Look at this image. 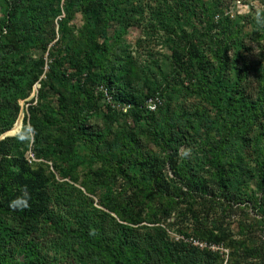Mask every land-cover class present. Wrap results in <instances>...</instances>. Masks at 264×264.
I'll return each mask as SVG.
<instances>
[{"label":"rangeland","instance_id":"374dc122","mask_svg":"<svg viewBox=\"0 0 264 264\" xmlns=\"http://www.w3.org/2000/svg\"><path fill=\"white\" fill-rule=\"evenodd\" d=\"M89 1L0 0V114L17 113L13 129L0 141L23 134L28 142L19 149L25 165L15 171L12 202L19 198L20 207L26 197L37 196L38 191L20 187V174L30 171L52 193L76 198L81 192L86 209L121 225L132 217L141 226L160 228L168 249L183 241L200 242L215 247L211 252L220 264L264 263V107H242L225 96L239 86L247 93L257 89L263 71L256 64L264 50V0H108L105 25L88 11ZM173 15L178 17L171 26ZM185 38L195 41L208 67L193 82L174 63ZM87 42L98 43L96 57L106 55L122 74L114 75L116 83L141 99L157 95L151 119L122 110L114 102L116 90L114 98L99 100L93 109L87 106L88 79L73 66ZM243 61L249 68L238 70ZM102 66L93 70L98 92L107 89L105 76L113 70L111 64L109 73ZM216 79L223 80L221 93L214 87ZM2 124L0 115V129ZM33 125L41 138L36 139ZM47 134L72 143L67 148L48 144ZM217 160L232 171L235 191L223 198L222 207L209 202L195 211L210 223L232 218L238 262L226 244L207 243L193 231L196 214L189 215L190 222L180 216L185 203L192 202L188 180H200L222 197ZM147 186L164 189L166 196L153 195ZM226 200L234 203L233 212ZM170 202L181 206L163 219ZM72 203L77 206L79 199ZM38 229L47 233L43 246L49 260L73 264L64 246L51 249L52 230L41 224Z\"/></svg>","mask_w":264,"mask_h":264},{"label":"trees","instance_id":"16d2710c","mask_svg":"<svg viewBox=\"0 0 264 264\" xmlns=\"http://www.w3.org/2000/svg\"><path fill=\"white\" fill-rule=\"evenodd\" d=\"M95 4L100 7L99 10H95ZM88 6H90L88 11L92 12L96 21L100 19L99 21H102L101 23L105 25L107 15H109L110 1L90 0ZM177 17L178 15L170 17L172 20L171 26L176 23ZM7 26L10 30V26ZM13 27L15 31L18 30L17 25H13ZM180 41H184V45H177L178 47L174 52L175 67L184 73L189 81L199 80V73L203 76L208 68L207 62L201 57V51L195 41L187 38L180 39ZM84 46L82 59L73 66L79 75H86L88 79L84 86L87 106L93 109L99 100L111 96L114 98L113 91L116 90L117 99H115V95V104H120L121 107L129 106V113L135 117L141 118L147 115L151 119L150 115L155 112L149 110L148 103L150 100L157 99V95H150L141 99L138 94L129 92L126 86L115 82L114 75L118 71L112 66V61L110 63L106 55H102L101 59L96 57V50L100 47L99 44L87 42ZM182 47L183 49H181ZM258 58L256 68L263 71L258 78L255 93H247L243 87L239 86V88L228 91L225 95L228 100H233L234 103L240 104L242 107H264V50ZM244 61L242 67H238V70L244 71L243 68H249ZM101 62L103 66L105 65L106 69L103 66L102 69L106 72L109 73L108 65L110 64L113 70L111 74L109 73L110 75L108 74L109 76H105V82L109 83L107 89L98 92L93 89L98 78L93 75V70L97 64H102ZM1 73L2 69L0 68V77ZM118 73L122 75L120 72ZM37 80L36 77L31 86ZM215 82L214 87H217V91L221 93L220 85L223 80L216 79ZM5 113L3 111V114H0L3 122L0 136L11 131L16 120L17 113L15 116L7 118ZM33 130L36 133V139L41 138L40 129L33 125ZM82 130L86 132L85 128H82ZM89 136V138H93L94 135ZM46 137L47 139L44 138L46 143L57 147L67 148L72 143L70 139H57L49 134ZM27 145L28 142L23 134L0 141V264H54L49 260L48 250L44 249L43 240L47 233L43 232V235L41 234L38 229L40 224L42 227L46 226L49 227V230H52L54 239L52 240L51 249L64 246L67 257L72 258L73 264H220L219 257L210 250H201L190 243H184V241L175 244L170 249L166 248L162 239V230L158 227L141 226V221L137 218L124 219L122 222L128 223V225H121L107 214L95 209H86L80 202V200L86 201L81 192L76 198H73L71 194L52 193L47 184L42 183L40 178L30 171L20 174V187L38 191L37 196L34 194L26 197L20 207L10 206L16 186L15 178L17 174L15 171L25 165L23 155L19 152V149L21 146ZM143 164L141 163L142 172L144 173L146 165ZM214 164L215 177L219 183V188L223 190L222 197H218L213 189L207 187L200 180L193 183L188 180L187 188L192 196V202L185 203L186 209L180 213V216H182L183 221L190 222L189 215L194 216L196 214V219H193L191 223L193 231L197 235H201L202 240L207 243L226 244L227 247L233 250V259L236 258L238 262L241 255L233 239L232 218L228 217L227 223L226 221L219 222V220L210 223L209 219L195 211L200 206L202 210L207 208L209 202L214 203L217 201V204L222 207L225 202L223 200L229 199L225 196L232 195L231 192L235 191L232 183V171L221 165L219 160L214 161ZM127 176L131 178V176ZM260 186L264 190V178L260 181ZM146 189L153 195L158 192L163 197L166 196L164 189L156 191L153 186H147ZM74 199H79L77 206L72 203ZM226 201L229 203L228 211L233 212L234 203ZM25 202L27 203L26 207L23 206ZM176 205H179V203L170 202L162 218L167 219L170 217L171 212L176 209ZM109 208L113 213L120 214L117 208ZM64 209L65 213H62ZM157 222L159 223V221ZM157 222L150 224L157 225ZM183 234L185 238H188L186 233Z\"/></svg>","mask_w":264,"mask_h":264},{"label":"built area","instance_id":"2783aa9c","mask_svg":"<svg viewBox=\"0 0 264 264\" xmlns=\"http://www.w3.org/2000/svg\"><path fill=\"white\" fill-rule=\"evenodd\" d=\"M157 104H158V101L155 102L154 100H150L149 103H148L149 110L155 111L156 108H157ZM121 108H122V110H124L126 112L129 111V109H130L129 106H124V107H121ZM188 243L192 244L193 246H195L196 248H199L201 250H210V251H213L215 249V247H211V246H209L207 244L200 243V242L199 243H197V242H194V243L188 242Z\"/></svg>","mask_w":264,"mask_h":264},{"label":"clouds","instance_id":"9594fccd","mask_svg":"<svg viewBox=\"0 0 264 264\" xmlns=\"http://www.w3.org/2000/svg\"><path fill=\"white\" fill-rule=\"evenodd\" d=\"M18 200H19V198H18ZM18 200L17 201H13L10 206H12V207L17 206ZM23 206L26 207L27 206V203L25 202V204Z\"/></svg>","mask_w":264,"mask_h":264},{"label":"water","instance_id":"95a60500","mask_svg":"<svg viewBox=\"0 0 264 264\" xmlns=\"http://www.w3.org/2000/svg\"><path fill=\"white\" fill-rule=\"evenodd\" d=\"M5 138V137H4ZM4 138L3 139H1V140H4Z\"/></svg>","mask_w":264,"mask_h":264}]
</instances>
